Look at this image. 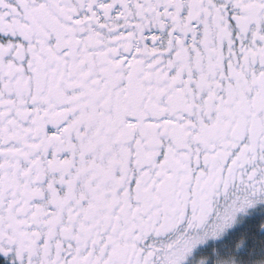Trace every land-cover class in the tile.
Wrapping results in <instances>:
<instances>
[{
  "label": "flooded vegetation",
  "instance_id": "af4514ba",
  "mask_svg": "<svg viewBox=\"0 0 264 264\" xmlns=\"http://www.w3.org/2000/svg\"><path fill=\"white\" fill-rule=\"evenodd\" d=\"M0 264H264V0H0Z\"/></svg>",
  "mask_w": 264,
  "mask_h": 264
}]
</instances>
